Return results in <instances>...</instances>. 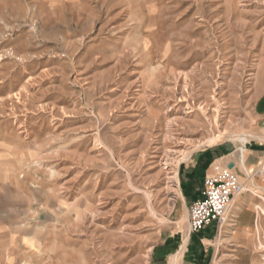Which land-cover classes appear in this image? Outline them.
<instances>
[{"label": "rangeland", "instance_id": "374dc122", "mask_svg": "<svg viewBox=\"0 0 264 264\" xmlns=\"http://www.w3.org/2000/svg\"><path fill=\"white\" fill-rule=\"evenodd\" d=\"M258 82L264 0H0V264H184L185 164ZM229 233L203 264H264Z\"/></svg>", "mask_w": 264, "mask_h": 264}, {"label": "crops", "instance_id": "0c3cea01", "mask_svg": "<svg viewBox=\"0 0 264 264\" xmlns=\"http://www.w3.org/2000/svg\"><path fill=\"white\" fill-rule=\"evenodd\" d=\"M256 96L252 107V123L246 130V140L225 139L209 144L195 151L185 164L182 181L183 192L189 202L201 198L204 179L218 172L230 169L243 184V191L234 197L228 209L224 227L217 230L214 223L201 231L190 233L189 250L182 255L184 264H203L206 246L212 245V238L222 233L229 234L231 240H242L253 236L259 226L264 225V175L260 167L264 161V83L258 82ZM233 165L229 167V165ZM163 247L156 245L153 260L159 259L171 252V243Z\"/></svg>", "mask_w": 264, "mask_h": 264}, {"label": "built area", "instance_id": "2783aa9c", "mask_svg": "<svg viewBox=\"0 0 264 264\" xmlns=\"http://www.w3.org/2000/svg\"><path fill=\"white\" fill-rule=\"evenodd\" d=\"M260 173L264 175V161ZM204 180L202 197L191 202L187 209L189 233L201 231L211 223L215 224L217 230L223 228L234 197L244 189L240 179L230 169Z\"/></svg>", "mask_w": 264, "mask_h": 264}, {"label": "bare ground", "instance_id": "6f19581e", "mask_svg": "<svg viewBox=\"0 0 264 264\" xmlns=\"http://www.w3.org/2000/svg\"><path fill=\"white\" fill-rule=\"evenodd\" d=\"M239 139L240 140H242V141H244V140H246V136H239ZM189 158V157H188ZM171 181H174V183L176 184V187H178V185H177V181H176V177L175 176H172L171 177ZM186 241H187V236L183 239V241H182V246H181V249H180V251L179 252H177L176 254H173V255H171V257H170V259H171V262H170V264H179V262H180V254H181V252L184 250V248H185V245H186Z\"/></svg>", "mask_w": 264, "mask_h": 264}, {"label": "water", "instance_id": "95a60500", "mask_svg": "<svg viewBox=\"0 0 264 264\" xmlns=\"http://www.w3.org/2000/svg\"><path fill=\"white\" fill-rule=\"evenodd\" d=\"M233 165L231 164V165H229V167H232Z\"/></svg>", "mask_w": 264, "mask_h": 264}]
</instances>
